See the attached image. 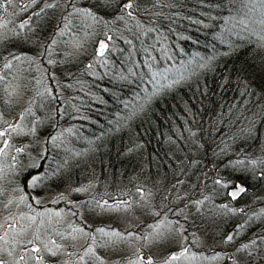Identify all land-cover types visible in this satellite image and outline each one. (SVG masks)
<instances>
[{"label":"trees","instance_id":"obj_1","mask_svg":"<svg viewBox=\"0 0 264 264\" xmlns=\"http://www.w3.org/2000/svg\"><path fill=\"white\" fill-rule=\"evenodd\" d=\"M125 1L70 5L96 17L95 40L103 35L107 43L109 36L115 42L117 49L108 52L104 65L91 51L77 59L67 54L66 42L79 28L76 21L62 28L75 18L71 7L59 10L66 0L33 10L24 28L8 22L13 33L0 39V73L19 69L34 87L26 92L31 100L24 106L25 131L5 139L22 144L21 157L26 151L39 159L23 170L12 157L2 160L0 211L13 184L33 203L36 195L71 181L95 182L97 188L128 184L140 174L153 177L156 168L161 196L181 180L188 203L199 200L187 218H179L187 232L224 233L241 213L264 210V202L256 199L264 191V38L246 21L257 0H132L127 11ZM4 6L1 20L3 9L22 8L16 2ZM4 25L2 31L9 29ZM53 38L65 41L56 52ZM12 49L21 57L16 63ZM10 60L14 63L6 68ZM3 91L0 86V117L10 119L19 106L5 101ZM190 141L201 150L203 163L213 159L216 164L199 188L202 161L195 178L183 167ZM215 174L227 187L213 181ZM37 175L44 179L31 186ZM237 185L245 191L233 199L230 190ZM86 198L94 202L97 195ZM167 203L160 213L167 212Z\"/></svg>","mask_w":264,"mask_h":264},{"label":"rangeland","instance_id":"obj_2","mask_svg":"<svg viewBox=\"0 0 264 264\" xmlns=\"http://www.w3.org/2000/svg\"><path fill=\"white\" fill-rule=\"evenodd\" d=\"M47 1L49 2L47 3ZM58 1L61 0H11L10 3L2 0L3 6L16 2L21 4L22 8L17 11L14 6L15 10L12 11L15 12L9 11L8 7L6 10L3 9L2 20L0 19V23H2L0 24V39L4 41L9 34L13 33L8 22H13L15 25L13 28H18L26 21L29 14L34 12L33 10L39 11L41 7ZM67 1L66 3L61 2L59 10L70 8V5L74 3V5H82L81 3L84 2V0H69L68 3ZM71 1L72 3H70ZM78 9L86 10L84 7H71L70 13L75 16L74 21L70 20L62 27L65 31L66 26L74 24L75 21L78 22L79 29L76 32L72 31L73 33L71 32L72 34L66 42L67 54L77 59L76 57L79 58L91 51L96 58L99 49H96L95 46L99 41L104 40V36L100 35L95 40L98 32L97 20L91 15L82 14V11H77ZM246 21L249 27H252L264 38V2L262 0H257L246 12ZM2 25L9 29L2 31ZM61 30L57 37L61 34ZM120 37L123 36L118 35L119 39H121ZM57 39L59 38L52 40L56 43H54L56 45H54V52L58 46L65 45V41L59 42ZM116 49L115 42L110 40L104 54L100 55L99 62H102V65H104L103 62L106 64L109 59L108 52ZM15 52H17L16 49L10 50L12 58L18 56ZM100 56L97 55V57ZM52 59L48 58L49 64L55 63L56 60L52 61ZM19 60H15V63ZM10 62L14 63L12 60ZM46 66L42 68V65L38 69L39 75H42L41 69L46 71ZM0 86L4 89V100L19 106L16 116L10 119L0 117V131L8 130L5 136L0 137L1 145L7 136L12 134L15 136L25 131L24 117L27 110L24 106L31 100V94L26 95V92L28 87L31 89L34 87V82L31 81L28 74L27 77L23 76L18 69L9 73H0ZM17 125L19 127L16 128V131H12V127ZM193 143L192 146L189 144V148L188 146L186 148L188 156L182 155L187 161L182 165L184 172L188 173L187 175H190L189 172H194L193 177L195 178L197 164L200 160L203 163L204 158L201 150L196 148ZM17 148L24 151L22 144L17 142L15 144L11 142L7 147H4L3 152H0V163L5 158L9 160L12 157L16 159L15 163L22 170L38 163L37 155L25 151L23 158L21 157L23 151L18 153ZM2 164L4 165V163ZM1 165L0 167H2ZM215 165V160L212 159L208 165L203 163L202 172L197 173L196 171L197 176L200 175L198 188L202 187V181L206 180L205 177L209 175L208 171H211ZM260 167L264 169V162ZM155 170L153 177L150 174H136V179L128 184L119 181L118 183H107L98 188L95 182L87 186L84 181H81L80 185L71 181L67 186L51 193L44 191L42 194L36 195L33 203H30L21 193L19 186L13 184L8 197H6L5 207L0 211V259L4 261V264H137L141 257L150 258L152 264H226V259H229L227 261L233 264H253L252 262L257 260V256L251 255L254 250L240 247L239 239L225 242L223 239L225 232L212 233L205 230L187 232L186 222L182 223L180 219L187 218L192 210L198 207V198H194L191 203H188L190 198L187 196L183 187L184 182L181 180L174 181L173 188H169L170 191L167 192V195L161 196V177L159 175L156 177L155 174L158 173ZM213 181L215 183L220 181L217 183L219 186L227 185L226 180L217 174ZM134 186L136 189L133 188ZM90 194L92 197L97 195L96 201L88 203L85 200ZM21 197L24 199L21 200ZM256 199L264 202L263 190ZM166 202L169 205L167 212L160 213ZM226 207L228 208L227 203ZM73 209L78 210L79 213H72ZM236 209L240 211L241 207ZM55 213H60V215L57 216ZM225 214L222 213V216L224 217ZM30 217H36L35 221ZM85 223H87V228L82 226ZM157 226H159L158 229ZM73 228H83L84 232H72ZM99 228L105 229L106 232H116L119 235L105 236L96 231ZM127 228L131 230L126 232ZM85 233L89 235H85ZM243 233L244 229L239 230L237 238H240ZM29 241L32 243L29 244ZM33 246L39 247L40 251L30 254L25 252V248L31 249ZM89 246L92 248V252L88 256H84V252ZM185 249H187L186 252ZM181 252H184V255L179 259L169 260L173 254ZM53 253L55 254L53 255ZM21 255L25 256V260H20ZM37 256L41 259L37 260Z\"/></svg>","mask_w":264,"mask_h":264},{"label":"snow or ice","instance_id":"obj_3","mask_svg":"<svg viewBox=\"0 0 264 264\" xmlns=\"http://www.w3.org/2000/svg\"><path fill=\"white\" fill-rule=\"evenodd\" d=\"M6 2L7 3H10L11 0H6ZM98 2H101L104 5H108L110 3V0H98ZM262 2H264V0H262ZM2 6L3 5H0V7H2ZM51 6L52 5H47V7H51ZM132 6H133L132 3L129 2V3L124 4L123 8L124 9H128V8H131ZM77 11H82V14H85V15H93L92 13L88 12L87 10H79L78 9ZM129 15H131V13H129ZM93 18L96 19V17L94 15H93ZM26 23H27V21H25L24 23H22L20 25V27L21 28H24ZM108 39L111 40V37L109 36ZM53 43H55V41H53ZM107 47H108V45L104 41H101L100 44H99L98 55H103L104 54V51H105V49ZM13 59L14 60H19L20 57L13 56ZM11 66H12L11 65V62H9L8 64L5 65L6 68H10ZM22 119H23V117H22ZM18 127H19V125H17L16 127H12V131H16V128H18ZM7 131H8L7 129H5L4 131H0V137L5 136V134H6ZM53 139H55V137ZM3 144H4V147H7L8 146L7 140H4L3 141ZM16 151L19 153V152H22L23 149L17 148ZM0 152H3V148H0ZM43 179H44V177H42L40 175L34 176L32 178V180L30 181V185L31 186H35L38 182H42ZM216 183H220V181H217ZM224 187H227V185H224ZM77 191H80V189H77ZM243 191H245V189L242 186H238L235 191H233V192L230 193V195L232 196L233 199H235ZM23 199L24 198L21 197V200H23ZM9 203H11V201H9ZM55 215L59 216L60 213H55ZM30 219L33 220V221H35L36 217H30ZM158 228H159V226H157V229ZM96 231L102 233L105 236H109V235L116 236V235H119L116 232H106L105 229H103V228H99ZM72 232H84V229L83 228H73L72 229ZM85 235H89V234L88 233H85ZM129 235H131V233H129ZM36 238L39 239V237H36ZM73 238H75V237H73ZM228 239H231V237H229ZM28 243L31 244L32 241H29ZM39 251H40V248L39 247H36V246H33L31 249L25 248V252L26 253H29V254L30 253H38ZM49 251H51V249H49ZM184 251L186 252L187 249H185ZM91 252H92V248L89 246L85 250L84 256H88L89 253H91ZM54 254L55 253H53V255ZM183 255H184V252H181L179 254H173L171 257H169V260L179 259V257L180 256H183ZM36 259L39 260L41 258L37 256ZM82 259H83V257H82ZM20 260H25V256L24 255H21L20 256ZM0 264H4V261L2 259H0ZM137 264H152V260L150 258L145 259L144 257H141L140 258V262H137Z\"/></svg>","mask_w":264,"mask_h":264},{"label":"flooded vegetation","instance_id":"obj_4","mask_svg":"<svg viewBox=\"0 0 264 264\" xmlns=\"http://www.w3.org/2000/svg\"><path fill=\"white\" fill-rule=\"evenodd\" d=\"M6 140V139H4ZM4 148V146L2 147ZM230 217V216H228ZM227 224L232 221L227 220ZM225 235L223 237L225 242L239 239L240 247L244 249H255L256 258L253 264H264V210H259L256 213H241V218L235 220L230 226L225 228ZM244 233L240 238H237V232L243 230ZM232 232L231 239H226V235ZM227 264V263H226Z\"/></svg>","mask_w":264,"mask_h":264},{"label":"water","instance_id":"obj_5","mask_svg":"<svg viewBox=\"0 0 264 264\" xmlns=\"http://www.w3.org/2000/svg\"><path fill=\"white\" fill-rule=\"evenodd\" d=\"M131 2L132 3V0H127L126 3H129ZM125 3V4H126ZM106 44H107V41L106 40H103ZM101 42V41H100ZM100 42H98V44L96 45V49H99V44ZM106 50V49H105ZM237 187L231 189V192L235 191ZM232 235V232H229L227 235H226V239L229 238L230 236Z\"/></svg>","mask_w":264,"mask_h":264}]
</instances>
